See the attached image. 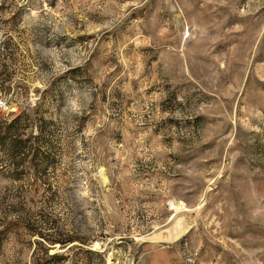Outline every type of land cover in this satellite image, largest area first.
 I'll return each mask as SVG.
<instances>
[{"label":"rangeland","instance_id":"1","mask_svg":"<svg viewBox=\"0 0 264 264\" xmlns=\"http://www.w3.org/2000/svg\"><path fill=\"white\" fill-rule=\"evenodd\" d=\"M9 123L0 264H264V0H0Z\"/></svg>","mask_w":264,"mask_h":264},{"label":"trees","instance_id":"2","mask_svg":"<svg viewBox=\"0 0 264 264\" xmlns=\"http://www.w3.org/2000/svg\"><path fill=\"white\" fill-rule=\"evenodd\" d=\"M1 125L4 126H0V150L2 149L12 156L14 154V157L18 154L21 155L20 151L24 150L26 140L15 135L18 131L17 126L13 123Z\"/></svg>","mask_w":264,"mask_h":264}]
</instances>
